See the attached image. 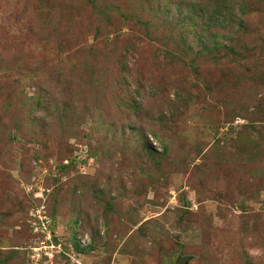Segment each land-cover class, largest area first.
<instances>
[{
  "label": "rangeland",
  "instance_id": "1",
  "mask_svg": "<svg viewBox=\"0 0 264 264\" xmlns=\"http://www.w3.org/2000/svg\"><path fill=\"white\" fill-rule=\"evenodd\" d=\"M32 250L264 264V0H0V264Z\"/></svg>",
  "mask_w": 264,
  "mask_h": 264
},
{
  "label": "built area",
  "instance_id": "2",
  "mask_svg": "<svg viewBox=\"0 0 264 264\" xmlns=\"http://www.w3.org/2000/svg\"><path fill=\"white\" fill-rule=\"evenodd\" d=\"M38 211V210H37ZM41 213V212H40ZM36 221L34 220L33 224H34V233H38L41 232L42 234H44V238L46 239V241H48L49 245H51L55 250L57 249V247H60L61 249V243H56L53 242V233L51 232L50 228H49V218L45 215L41 214H37L36 216ZM79 242L82 245L87 244V240L86 238H80ZM34 252L32 250V254H31V259L33 260V264H34Z\"/></svg>",
  "mask_w": 264,
  "mask_h": 264
},
{
  "label": "trees",
  "instance_id": "3",
  "mask_svg": "<svg viewBox=\"0 0 264 264\" xmlns=\"http://www.w3.org/2000/svg\"><path fill=\"white\" fill-rule=\"evenodd\" d=\"M244 3V2H243ZM242 3V4H243ZM160 119V121L163 123L165 120H164V118H159ZM52 228V227H51ZM52 230H54L53 228H52ZM33 233H34V231H33ZM42 234L41 232H38V234ZM54 233V232H53ZM43 236H44V234H43ZM58 237H56V235H55V233H54V236H53V240H54V242H56V243H59L60 241H59V239H57ZM80 244V246H81V243H79ZM88 246V245H87ZM81 247H83V246H81ZM76 249L77 250H80V252H83L84 250L86 251L87 250V248H80V247H76ZM63 252H65V247H64V251Z\"/></svg>",
  "mask_w": 264,
  "mask_h": 264
},
{
  "label": "clouds",
  "instance_id": "4",
  "mask_svg": "<svg viewBox=\"0 0 264 264\" xmlns=\"http://www.w3.org/2000/svg\"><path fill=\"white\" fill-rule=\"evenodd\" d=\"M35 210H41V213L43 214V215H45V216H47V213L45 212V210H44V208H43V206L41 207H38V208H36ZM34 210V211H35ZM48 217V216H47ZM53 233V232H52ZM53 236H54V234H53ZM82 238H84V237H82ZM79 240V239H78ZM87 244H89V243H87ZM87 244H85V245H87ZM61 245L63 246V244L61 243ZM82 245V244H81ZM83 246V245H82ZM64 249V248H63Z\"/></svg>",
  "mask_w": 264,
  "mask_h": 264
},
{
  "label": "water",
  "instance_id": "5",
  "mask_svg": "<svg viewBox=\"0 0 264 264\" xmlns=\"http://www.w3.org/2000/svg\"><path fill=\"white\" fill-rule=\"evenodd\" d=\"M182 264H188V262L187 261H185L184 263H182Z\"/></svg>",
  "mask_w": 264,
  "mask_h": 264
}]
</instances>
